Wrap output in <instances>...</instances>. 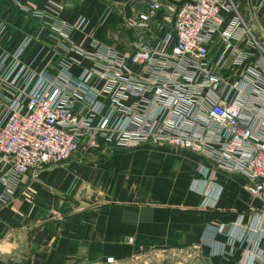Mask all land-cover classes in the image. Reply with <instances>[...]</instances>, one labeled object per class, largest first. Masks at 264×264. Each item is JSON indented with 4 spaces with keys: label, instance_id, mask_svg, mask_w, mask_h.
<instances>
[{
    "label": "built area",
    "instance_id": "1",
    "mask_svg": "<svg viewBox=\"0 0 264 264\" xmlns=\"http://www.w3.org/2000/svg\"><path fill=\"white\" fill-rule=\"evenodd\" d=\"M173 1L177 11L161 36L152 24L168 0H148L133 11L138 42L124 52L96 40L92 51L67 43L89 60H75L82 68L77 77L67 59L54 73L31 70L24 56L38 36L11 48L0 44V203L13 199L27 173L99 140L116 148L152 143L192 151L210 163L207 178L239 174L244 190L264 203V27L255 28L256 16L264 20V0L246 14L236 0ZM54 29L50 36L60 42L72 31L64 24ZM250 37L249 48L238 46ZM213 43L219 50L211 56ZM228 61L230 72L239 71L236 79L222 75ZM251 254L264 264L263 249Z\"/></svg>",
    "mask_w": 264,
    "mask_h": 264
},
{
    "label": "crops",
    "instance_id": "2",
    "mask_svg": "<svg viewBox=\"0 0 264 264\" xmlns=\"http://www.w3.org/2000/svg\"><path fill=\"white\" fill-rule=\"evenodd\" d=\"M9 1L0 0V23L6 24L0 44L11 48L24 36H38L24 59L32 62L31 70L54 73L67 59L76 77L82 68L75 60H89L67 43L86 51L95 40L121 52L130 49L139 35L130 26L133 11L148 2L19 0L34 11L28 12ZM256 2L236 0L242 14ZM177 6L165 2L151 31L164 34ZM57 23L72 27L62 42L50 36ZM263 27V17L256 16L255 28ZM252 41L238 46L247 49ZM218 50L213 43L211 56ZM229 64L222 75L236 79L239 71L230 72ZM99 142L85 154L27 173L13 199L0 203V264L257 263L251 250H264V203L244 190L243 176L219 172L210 180L203 175L209 162L166 144L103 154Z\"/></svg>",
    "mask_w": 264,
    "mask_h": 264
},
{
    "label": "rangeland",
    "instance_id": "3",
    "mask_svg": "<svg viewBox=\"0 0 264 264\" xmlns=\"http://www.w3.org/2000/svg\"><path fill=\"white\" fill-rule=\"evenodd\" d=\"M11 2L13 3V4H16L17 6H18V9L20 8V10H22V11H28V12H34L32 9H30V8H28V7H26L24 4H22V3H20V1L18 2V3H15V2H13L12 0H11ZM10 1H9V3H11ZM37 12H39V11H36V13ZM55 19V18H54ZM3 22V21H2ZM5 22V21H4ZM3 22V23H4ZM80 22L81 23H85L84 25H83V27H85V26H87V24H88V21L86 20V19H81L80 20ZM79 23V22H78ZM5 26H6V24H4ZM79 26H80V24H79ZM97 41V40H96ZM99 42V41H98ZM102 44H104V43H102ZM26 55H27V52H26ZM24 56V59L26 60L27 58H28V56ZM30 55V54H29ZM28 64H30V66H32V62L31 61H29L28 62ZM100 142H99V146H101V147H105V149H102L104 152H103V154H112V153H115V152H118V150H120V149H122V148H116L115 146H111V145H109V144H107V143H105V142H103L102 140H99ZM162 145V144H161ZM90 147L89 146H87V145H81L80 146V148H79V151H78V153L77 154H85V153H87L89 150ZM100 148V147H99ZM137 148V147H136ZM131 149H135V148H130V150ZM106 152V153H105ZM77 154H75V155H77Z\"/></svg>",
    "mask_w": 264,
    "mask_h": 264
}]
</instances>
